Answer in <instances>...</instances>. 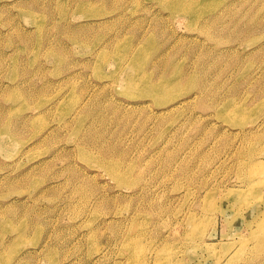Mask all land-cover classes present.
I'll return each mask as SVG.
<instances>
[{"label": "rangeland", "instance_id": "1", "mask_svg": "<svg viewBox=\"0 0 264 264\" xmlns=\"http://www.w3.org/2000/svg\"><path fill=\"white\" fill-rule=\"evenodd\" d=\"M0 147V264H264V0H0Z\"/></svg>", "mask_w": 264, "mask_h": 264}, {"label": "bare ground", "instance_id": "2", "mask_svg": "<svg viewBox=\"0 0 264 264\" xmlns=\"http://www.w3.org/2000/svg\"><path fill=\"white\" fill-rule=\"evenodd\" d=\"M263 164H264V161H262V160H260V161H253V163L251 165L253 170H251V173H253V172H255V173L260 172V170H262L261 166ZM262 213H263V219H264V212H262ZM131 245H132L131 248H130V250H131V253H130L131 254V258L134 255L139 257V252L136 250L137 249L136 247L139 246V245L136 244L135 242H131Z\"/></svg>", "mask_w": 264, "mask_h": 264}]
</instances>
